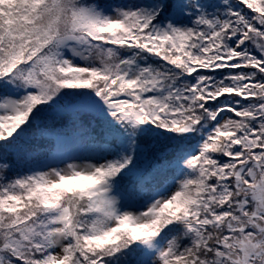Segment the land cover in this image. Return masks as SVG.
<instances>
[{"label":"snow or ice","instance_id":"snow-or-ice-1","mask_svg":"<svg viewBox=\"0 0 264 264\" xmlns=\"http://www.w3.org/2000/svg\"><path fill=\"white\" fill-rule=\"evenodd\" d=\"M0 264H264V0H0Z\"/></svg>","mask_w":264,"mask_h":264},{"label":"trees","instance_id":"trees-1","mask_svg":"<svg viewBox=\"0 0 264 264\" xmlns=\"http://www.w3.org/2000/svg\"><path fill=\"white\" fill-rule=\"evenodd\" d=\"M34 145L43 146L45 144V141H33Z\"/></svg>","mask_w":264,"mask_h":264}]
</instances>
